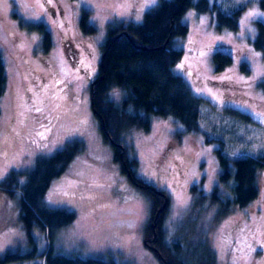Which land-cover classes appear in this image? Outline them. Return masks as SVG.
Returning a JSON list of instances; mask_svg holds the SVG:
<instances>
[{"label": "rangeland", "instance_id": "obj_1", "mask_svg": "<svg viewBox=\"0 0 264 264\" xmlns=\"http://www.w3.org/2000/svg\"><path fill=\"white\" fill-rule=\"evenodd\" d=\"M159 1L0 0V53L8 75L0 97V260L9 252L21 254L4 264H44L51 246L54 252L105 264H163L145 243L150 197L122 169L114 144L104 139L91 98L110 26L142 22ZM210 3L213 10L193 6L185 13L189 31L177 37L183 54L174 67L203 98L200 130L190 132L175 116L154 114L149 130L125 134L129 157L138 160L137 176L170 196V231L195 218L201 192L212 199L218 186L221 201L231 205L235 179L221 181L219 148L230 157L264 155V52L254 47L259 22H264L261 0ZM216 8L225 13L240 9L238 28H219ZM84 10L90 11L94 33L83 29ZM41 24L51 33L50 43ZM217 50L232 57L222 70L214 62ZM126 95L121 88L110 92L118 104ZM75 140L85 150L53 181L44 202L75 210L77 218L50 239L38 221L26 226L20 217L23 192L4 182L13 171L16 182H24L38 156L53 155ZM256 183L259 194L247 206L216 221L224 205L216 201L203 221L202 232L206 238L209 231L218 264H264V165Z\"/></svg>", "mask_w": 264, "mask_h": 264}, {"label": "trees", "instance_id": "obj_2", "mask_svg": "<svg viewBox=\"0 0 264 264\" xmlns=\"http://www.w3.org/2000/svg\"><path fill=\"white\" fill-rule=\"evenodd\" d=\"M193 6L200 12L213 10L210 0H160L146 12L142 22L111 25L108 38L102 45L103 55L98 76L91 83L92 108L99 120L104 139L114 144L116 159L121 162L122 169L150 197L152 216L146 229L145 243L155 251L163 264H218L217 250L212 246L209 231L205 238L202 225L211 208L216 205L215 202L222 200L217 193L219 187L214 189L212 199L201 192L195 203V218L170 231L166 225L170 208L169 194L137 176L138 160L129 157L125 143L127 132L139 128L149 130L151 116L154 114L175 116L190 132L200 130L203 98L194 94L184 76L174 71L183 54L176 47L177 37L188 33L189 26L183 21V17ZM261 6L264 9V0H261ZM240 13V9L225 13L216 8L215 18L220 20L219 28L228 26L237 29ZM89 14L90 11H83V29L94 33L96 28L89 23ZM41 26L47 43H50V31L45 24ZM254 47L264 52V22H259ZM72 59L79 70H84L78 59ZM214 62L216 69L222 70L232 62V57L217 50ZM7 84L6 66L0 53V97L6 92ZM115 88H121L127 93L121 104L110 98V92ZM233 111L245 121L254 122L248 114ZM84 150L82 141L68 142L53 155L38 156L32 169L26 172L24 182H16L15 171L4 182L23 192V211H20V217L25 220L27 227L38 221L51 239L57 230L77 218L75 210L50 207L45 204L44 197L53 181L63 176ZM218 151L223 165L221 181L226 184L234 178L235 185L232 187L234 197L228 199V204L231 205L221 201L224 205L218 209L216 221L235 207L247 206L258 196L257 170L264 165V155L230 157L223 152L222 147ZM188 218L190 217L187 215L183 221ZM232 230L226 233L230 235ZM226 233L223 235L224 241ZM191 234L193 237H190ZM19 256L21 254L18 252H9L0 260V264ZM44 258V264H105L96 258L54 252L52 246L44 253Z\"/></svg>", "mask_w": 264, "mask_h": 264}, {"label": "snow or ice", "instance_id": "obj_3", "mask_svg": "<svg viewBox=\"0 0 264 264\" xmlns=\"http://www.w3.org/2000/svg\"><path fill=\"white\" fill-rule=\"evenodd\" d=\"M152 2L154 3L155 0H152ZM249 15H250V16H252V15H256V13H249ZM259 15L264 16V13H260Z\"/></svg>", "mask_w": 264, "mask_h": 264}]
</instances>
